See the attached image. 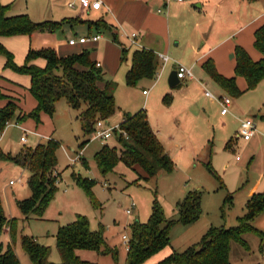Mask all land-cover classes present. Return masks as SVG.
<instances>
[{"label":"rangeland","instance_id":"obj_1","mask_svg":"<svg viewBox=\"0 0 264 264\" xmlns=\"http://www.w3.org/2000/svg\"><path fill=\"white\" fill-rule=\"evenodd\" d=\"M260 2L264 4V0ZM0 3L2 4L1 0ZM63 3L54 5L52 0H18L13 10L19 9L21 13L17 14L27 15L37 24L61 23L68 17L67 10H73L67 7L70 2H67L66 6ZM101 35V44L97 48H92L91 45L70 46L68 41L75 36L70 37L69 32L64 33L62 30L54 33L3 36L0 37V43L13 55L18 66L24 65L30 49L53 50L60 57L88 51L91 60L100 64L104 81L117 84L116 116L108 119L109 125L114 127L120 125L125 117L142 110L146 100L143 91L146 90L153 96L152 86L155 79H143L135 87L128 86L126 75L130 70L135 47L130 49V45L124 42L126 49H130L128 61H125L121 46L123 42L119 40L115 43L107 32H102ZM81 37L78 36L77 39ZM108 42H111L112 46H105ZM256 50L255 52H258ZM118 53L120 59L116 65L114 61ZM6 61V55L0 52V75L17 83L23 90H28L31 86L30 77L7 69ZM169 74L165 76L166 81ZM243 82L245 88H241L242 95L239 97L227 94L216 83H210L207 91L218 97H230L233 102L232 109L236 116L241 118V122L248 119L255 122L258 132L251 138L252 140L250 142L244 140L246 130L242 125L241 130L238 129L235 116L223 117L221 107L211 104L202 94L198 95V109L192 110L193 115L190 118L192 125L188 124L190 130L187 134L190 135L192 131V138L201 139L203 146L207 145V148L203 153L201 150L195 161L177 159L174 161L173 171L162 170L150 179L142 178V170L133 171L122 161L113 172L103 175L99 171L95 160L96 154L108 144L117 147L120 156V146L115 137L103 141L93 139V133L88 135L84 132L80 120L86 111L84 104L73 108L68 100L63 98L58 103L54 115L52 117L45 115L39 125L33 119H27L22 123H17V119L13 120L4 135L5 149L11 152L12 156L24 149H34L39 144L46 143L48 139L61 145L57 153V171L60 173L58 191L44 216L41 219L35 217L25 219L20 208L10 198L11 210L8 208V214L11 213L12 216L9 217L8 214L5 216L17 220L15 251L20 264H34L23 249L24 238L36 240L38 244L48 247L49 261L55 264L62 263L57 248L58 231L61 227L74 223L79 215L89 221L93 232L103 227L108 244L119 251L117 262L110 256L102 257L94 251H79L81 259L97 264H125L129 245L125 244L123 236L131 239L135 223L146 224L149 221L154 201L161 206L167 221L178 223L170 230L169 245L154 254L145 264H157L174 252L182 253L189 247L199 244L212 228L230 229L238 226L240 220L248 213L249 200L254 194L264 192L259 190L264 186V81L252 91L248 90L246 81ZM176 90L178 89L169 87L171 93ZM23 109L26 114H30L34 109V100L29 93ZM24 134L27 142L23 144L21 138ZM229 140H232V145L225 149ZM208 141L213 143V151ZM211 151L212 163L209 157ZM207 166L214 174L209 172ZM10 168L0 162V193L3 196L4 193L12 195L13 187L6 185L21 175L20 171L15 175L14 170ZM78 178L95 183L91 194L77 184ZM191 192H198L200 195L201 215L197 221L184 225L179 223L181 204ZM132 204H135V208L131 214H127ZM251 225L258 231H264V213L255 218ZM7 228H4L0 238L4 239ZM230 263L264 264V246L257 233L248 232L242 236L241 241L231 242Z\"/></svg>","mask_w":264,"mask_h":264},{"label":"trees","instance_id":"obj_2","mask_svg":"<svg viewBox=\"0 0 264 264\" xmlns=\"http://www.w3.org/2000/svg\"><path fill=\"white\" fill-rule=\"evenodd\" d=\"M9 9L10 6L0 3V37L32 35L37 32L54 33L61 30L65 23L72 22L67 20L61 23L37 24L27 15L9 17L7 15ZM95 25L101 26L102 22L98 21ZM99 32L102 33L101 30ZM112 35L114 42L118 43L117 35ZM254 36L255 48L262 54L260 61H253L248 52L240 46L235 50V74L246 80L249 91L255 90L264 81V25L256 30ZM122 50L124 60L127 61L130 50L124 46ZM0 52L7 57L5 65L7 69L30 77L31 86L28 91L37 103L33 111L26 114L22 111L18 99L5 95L0 90V101H7L0 109V136L15 119L17 123L33 119L36 124H41L42 115L52 117L57 104L63 98H66L73 108L81 104L86 106L80 120L84 132L88 135L94 132L98 120H108L116 114L117 84L104 81L102 69L91 60L88 51L60 57L53 50L30 49L22 66L16 65L13 55L1 43ZM39 59L46 61L45 67L35 64ZM204 69L227 93L237 97L242 95L236 78L230 79L219 75L212 60L204 64ZM158 71L159 62L154 51L135 49L131 56V68L126 75L127 85L135 87L143 79L156 80ZM101 84H104L103 87ZM168 98L169 96H166L164 100ZM121 126L127 132L128 139L122 136L117 138L120 156L118 148L108 144L96 154L97 167L103 175L113 172L120 161L133 171L142 170L141 176L144 179L153 178L162 170L173 171L174 164L153 131L145 111L141 110L125 117ZM60 147L59 142L49 140L34 149H24L16 156L5 154L0 148V161L14 162L29 175L27 184L32 192L31 197L18 202L27 220L31 217L41 219L56 196L60 179V173L57 171V153ZM207 168L214 174L209 166ZM76 182L88 194L92 193L95 183L81 178L76 179ZM247 209V215L240 220L238 226L230 229L212 228L199 244L189 247L182 253L174 252L157 264H231V242L241 241L242 236L248 232L257 233L264 246V231H258L251 225L255 218L264 213V192L254 195L249 200ZM180 213L179 223L184 225L199 219L201 198L198 192L187 195L181 204ZM16 221L5 216L0 197V236L4 228L8 227L11 238V243L6 247L0 243V264H20L15 251ZM177 223L167 221L161 206L154 201L149 221L146 224L136 222L133 227L125 264H145L154 254L168 246L170 230ZM22 246L34 264H55L49 261L50 249L38 244L36 240L24 238ZM57 248L62 257L60 264H97L81 259L79 251H94L100 256L112 257L115 262L119 259L118 249L110 246L106 240L105 229L101 227L99 231L93 232L89 221L80 215L74 223L59 229Z\"/></svg>","mask_w":264,"mask_h":264},{"label":"crops","instance_id":"obj_3","mask_svg":"<svg viewBox=\"0 0 264 264\" xmlns=\"http://www.w3.org/2000/svg\"><path fill=\"white\" fill-rule=\"evenodd\" d=\"M1 1L4 6H10L7 14L9 17L20 15L17 14L21 13L19 9L13 10L15 2L18 0ZM74 1L77 0H52V4L64 2L63 4L66 6L67 2ZM102 2L103 5L99 8L94 7L95 2L92 0V6L87 10L79 8L67 10L68 17H65L64 21L72 20V22L65 23L61 30L64 33L69 32V36L74 35L75 38L101 35L100 30L107 32L111 39H113L112 34H116L118 42L119 40L123 42L121 45L123 44L124 47V42L128 43L130 49L133 47H131L129 36L136 34L138 43L144 49L152 50L155 54L162 53L170 56L171 61L152 86L154 95L150 96V92L144 94L146 90L143 91L146 100L142 110L146 112L153 131L173 164L177 159H186V162L188 159L195 161L201 150L203 153L207 148V145L203 146L204 143L201 139L194 140L192 138V131L190 135L187 134L190 130L188 124L192 125L190 121L193 115L192 110L198 109V95L202 94L211 104L220 107L216 101L205 96V90L210 83L219 84L206 72L204 64L212 60L219 75L230 79L236 78L238 88L240 90L245 88L243 87L245 79L237 77L235 74V50L236 47L240 46L248 51L254 61L257 62L262 59V54L259 51L255 52L254 35L256 30L264 25V4L260 0H197L193 3H179L176 0H102ZM65 9L67 8L65 7ZM98 21L102 22L101 26L95 25ZM101 39L98 42H90L82 46L91 45L92 48H97L101 44ZM105 46H112L111 42ZM135 49L139 48L135 47ZM119 59L118 53L114 61L116 65ZM158 62L160 69L161 61L158 59ZM45 63V60L35 61L39 67H45ZM176 63L190 68L194 74V79L180 82V85L176 87L178 90L171 93L166 77L168 73L171 74L175 71ZM103 85L101 84V87ZM220 88L225 91L221 86ZM0 90L5 95L18 99L24 112L23 105L27 93H29L28 90H23L17 83L5 79L2 75H0ZM166 96L169 98L165 101ZM33 100L35 108L37 103L34 98ZM6 103L7 101H0V109ZM232 108L233 102L230 113L223 117L235 116L239 125L238 129L241 130V118L236 116L237 114ZM45 115L43 114L41 119ZM115 116L116 114L113 118ZM5 132L0 136V148L5 154L11 155V152L5 149ZM44 139L47 140V137ZM210 144L213 151V143L208 141V145ZM231 145L232 140L227 141L225 149L230 148ZM212 151L209 155L211 163L213 161ZM0 162L11 167L10 169L14 170L15 175L18 171L21 172L17 179L10 180L9 184L6 185V187H13L12 195L8 196L4 193L3 196L0 193L3 210L7 216L8 208L11 210V199L18 206V202L30 198L32 192L27 184L29 175L26 171L14 162ZM18 180L19 182L14 185L10 184L11 181ZM259 190L263 191L264 186ZM8 215L9 217L12 216L11 213ZM4 236V239L0 238V243L6 247L11 243L9 228L5 229ZM106 240H108L107 237Z\"/></svg>","mask_w":264,"mask_h":264},{"label":"built area","instance_id":"obj_4","mask_svg":"<svg viewBox=\"0 0 264 264\" xmlns=\"http://www.w3.org/2000/svg\"><path fill=\"white\" fill-rule=\"evenodd\" d=\"M179 3H193L196 2L197 0H176ZM94 4L92 3V0H77L74 2H70L68 4V7L70 9H76L79 8L81 10H87L89 9L92 4L94 7L99 8L100 6L103 5L102 0H94ZM101 39V35H93V36H87V37H81L79 39L74 38L70 39L68 41V44L70 46H76V45H85L90 42H98ZM130 44L131 47H137L139 49H144L137 40V35L132 34L129 36ZM158 59L161 61V67L158 71V74L156 76V80L160 78L162 72L164 71L165 67L167 64L171 61L170 56L162 53L156 54ZM97 67H100V64H97ZM175 71L177 72V77L180 80V82H184L187 80H192L194 79V74L192 70L180 63H176V69ZM144 94H147V91L144 92ZM205 96L213 101H216L220 107H221V115L226 116L227 114L230 113V107L232 105V99L230 97H224V96H216L213 93L205 90ZM122 124V123H121ZM116 125V126H110L108 123V120H98L95 126V130L93 132V139H100L103 141L109 140L112 137L118 138V136H122L126 139H128L127 132L122 128V126ZM242 128L246 130V134L244 135V140L249 141L251 138L258 132L257 126L255 122L251 119L245 120L241 122ZM25 133V132H24ZM27 138L26 134L21 138V143H26ZM239 159V158H238ZM18 181H11L10 184L14 185ZM135 208V204H132L131 208L127 210V214H131L132 210ZM123 239L125 241L126 245H129L130 239L128 236L124 235Z\"/></svg>","mask_w":264,"mask_h":264},{"label":"water","instance_id":"obj_5","mask_svg":"<svg viewBox=\"0 0 264 264\" xmlns=\"http://www.w3.org/2000/svg\"><path fill=\"white\" fill-rule=\"evenodd\" d=\"M168 82H169V86L172 89H174V88H176V87H178L180 85V80L177 77V72L176 71L171 72V74L169 76V79H168Z\"/></svg>","mask_w":264,"mask_h":264}]
</instances>
